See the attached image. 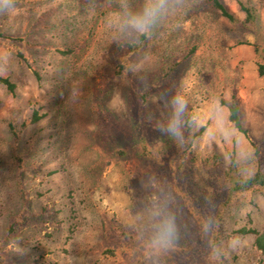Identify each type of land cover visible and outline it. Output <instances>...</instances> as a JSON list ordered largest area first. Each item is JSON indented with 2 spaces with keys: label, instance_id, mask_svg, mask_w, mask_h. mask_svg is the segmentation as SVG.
<instances>
[{
  "label": "rangeland",
  "instance_id": "rangeland-1",
  "mask_svg": "<svg viewBox=\"0 0 264 264\" xmlns=\"http://www.w3.org/2000/svg\"><path fill=\"white\" fill-rule=\"evenodd\" d=\"M220 2L239 22L237 2L256 6L264 29V0ZM142 10L143 0L0 4V77L14 84L13 93L0 84V264H199L212 208L200 160L264 157L251 36L208 0H164L145 32L128 23ZM124 30L147 42L116 76L111 49ZM174 95L187 101L192 138L184 117L183 139L161 131ZM220 101L238 104L244 133ZM183 150L191 169L177 166ZM166 217L175 236L160 246ZM243 227L264 229V190L225 215L218 245L225 264H264L253 236L231 234ZM108 246L121 252L102 258Z\"/></svg>",
  "mask_w": 264,
  "mask_h": 264
},
{
  "label": "trees",
  "instance_id": "trees-1",
  "mask_svg": "<svg viewBox=\"0 0 264 264\" xmlns=\"http://www.w3.org/2000/svg\"><path fill=\"white\" fill-rule=\"evenodd\" d=\"M211 7L218 14L232 25H238L252 38L250 48L255 57L256 74L259 77H264V29L260 23V17L256 6L249 3L237 2L238 10L243 14L241 22L228 11V9L220 2V0H208ZM146 0H143V8ZM147 42L145 33H131L123 31L121 40L111 49L113 57L114 74L120 76L125 73L128 64L137 55L144 51ZM61 54H65L58 51ZM22 58V55L18 53ZM0 84L4 86L8 93H13L14 84L5 77H0ZM220 104L227 109V120L232 127L244 133L239 122V106L235 101L225 103L220 101ZM39 120V116L34 112L31 116V122ZM189 116H184V129L190 138L195 135L190 134ZM11 129V128H10ZM12 130V129H11ZM255 156H258L255 152ZM19 161V158H17ZM195 158L189 151L183 150L179 157L177 166L179 168H192L195 166ZM191 165V167H189ZM200 166L205 174L207 184L211 186L210 196L206 203L212 204L210 213L207 217L206 226L201 237V248L197 252L199 264H225L222 256L218 251V245L225 238V233L222 229V223L225 215L235 207L236 203L244 198L249 193H261L264 190V157H254L247 162L237 164L233 155L229 156V162L226 167H223L215 155H206L200 160ZM14 230V225H10L6 237ZM114 231L119 236H126L119 231L115 225ZM231 234L239 236H253L252 247L258 255L264 254V229L256 231L251 228H240L233 231ZM121 252V248L108 246L101 252L102 258H115L117 251Z\"/></svg>",
  "mask_w": 264,
  "mask_h": 264
},
{
  "label": "clouds",
  "instance_id": "clouds-1",
  "mask_svg": "<svg viewBox=\"0 0 264 264\" xmlns=\"http://www.w3.org/2000/svg\"><path fill=\"white\" fill-rule=\"evenodd\" d=\"M9 0H0V4H8ZM164 4V0H157L153 3V0H146L142 12L131 15L128 23L137 31L145 32L159 8ZM165 102L170 104L172 109V115L168 120L166 126L161 128V131L168 133L170 136L176 137L178 140L183 139L181 131L182 122L185 112L188 110L187 101L181 95H174L171 98H165ZM161 213H158V215ZM175 236V225L171 217L163 219L162 224L157 230L155 243L160 246H168L171 244Z\"/></svg>",
  "mask_w": 264,
  "mask_h": 264
}]
</instances>
